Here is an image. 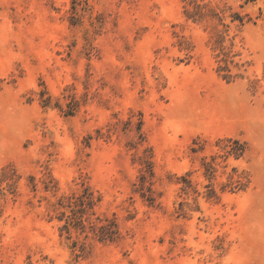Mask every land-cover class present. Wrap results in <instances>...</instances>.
<instances>
[{
	"label": "rangeland",
	"instance_id": "374dc122",
	"mask_svg": "<svg viewBox=\"0 0 264 264\" xmlns=\"http://www.w3.org/2000/svg\"><path fill=\"white\" fill-rule=\"evenodd\" d=\"M201 2L224 18L0 0V264H264V0ZM225 138L246 153L209 178ZM233 167L247 186L222 192ZM82 184L121 236L79 254L54 203Z\"/></svg>",
	"mask_w": 264,
	"mask_h": 264
},
{
	"label": "trees",
	"instance_id": "16d2710c",
	"mask_svg": "<svg viewBox=\"0 0 264 264\" xmlns=\"http://www.w3.org/2000/svg\"><path fill=\"white\" fill-rule=\"evenodd\" d=\"M87 0H73L76 3H86ZM202 0H191V17L192 20H197L207 16L216 17L219 20L224 18V9L218 4L215 6L210 2H201ZM232 16H234L232 14ZM237 16V17H235ZM232 20L236 18L243 23L244 17L242 15H235ZM224 24V23H223ZM221 142V152L214 153L207 160L204 158L203 164L205 166V174L209 178L215 177L217 171L216 165L219 163L218 158L221 161H225L228 157L232 156L235 159H239L244 156L247 150V144L245 141H241L237 138H225L218 141ZM232 173L228 176V182L221 186L222 192L225 190L238 191L247 186L245 171L238 172L236 167L232 168ZM185 182L183 189L191 186L190 181L185 177H182ZM10 185V184H8ZM208 187L207 197H217L218 194L211 185ZM0 183V194H4ZM101 200L100 195H95L94 191L89 187L82 184V187L77 190H72L70 193L61 195L54 206L60 209V220L65 219L62 229L71 237V232H75V238L72 240L73 247L77 248L80 253L85 252V241L89 237V234L93 239L101 242H113L120 238V231L118 223L114 215H108L105 213L96 214L94 207ZM182 204V203H181Z\"/></svg>",
	"mask_w": 264,
	"mask_h": 264
}]
</instances>
